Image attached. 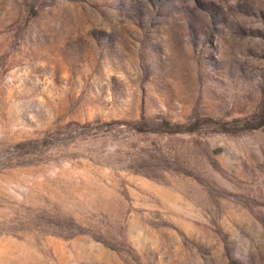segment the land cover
I'll use <instances>...</instances> for the list:
<instances>
[{
  "label": "rangeland",
  "instance_id": "rangeland-1",
  "mask_svg": "<svg viewBox=\"0 0 264 264\" xmlns=\"http://www.w3.org/2000/svg\"><path fill=\"white\" fill-rule=\"evenodd\" d=\"M0 264H264V0H0Z\"/></svg>",
  "mask_w": 264,
  "mask_h": 264
}]
</instances>
